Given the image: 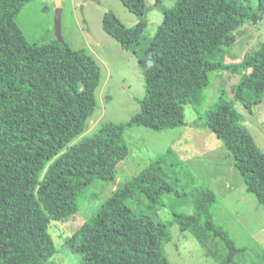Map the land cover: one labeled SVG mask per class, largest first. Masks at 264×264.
I'll use <instances>...</instances> for the list:
<instances>
[{
	"label": "trees",
	"instance_id": "trees-1",
	"mask_svg": "<svg viewBox=\"0 0 264 264\" xmlns=\"http://www.w3.org/2000/svg\"><path fill=\"white\" fill-rule=\"evenodd\" d=\"M29 1L0 0V264H46L57 252L50 222L76 213L83 191L94 181L115 180L117 164L129 152L125 130L186 125L184 105L201 112L211 72L249 71L232 92L250 113L264 95V41L238 61L226 60L233 32L260 19L264 0H256L255 9L252 0H177L138 60L146 82L140 111L75 141L97 106L100 66L65 41L28 42L15 18ZM121 1L138 22L129 27L109 10L102 27L126 47L137 44L147 26L145 0ZM204 118L232 154L247 190L264 205V152L243 114L221 97ZM184 172L172 149L158 155L120 184L69 242L89 264H172L164 250L168 224L136 214L128 202L142 195L162 206L167 194L192 196L188 183L183 186ZM216 201L213 190L200 187L193 214L174 212L173 221L180 231L191 232L200 222L207 236L223 243V264H237L244 248L214 221Z\"/></svg>",
	"mask_w": 264,
	"mask_h": 264
},
{
	"label": "rangeland",
	"instance_id": "rangeland-1",
	"mask_svg": "<svg viewBox=\"0 0 264 264\" xmlns=\"http://www.w3.org/2000/svg\"><path fill=\"white\" fill-rule=\"evenodd\" d=\"M177 0H145V27L139 42L122 46L102 27L103 15L113 11L127 26L132 27L138 17L121 0H62V40L74 49H83L100 66L101 77L96 89L97 106L88 119L85 131L75 141L96 133L106 122H125L140 111L139 99L145 96L144 69L139 64L145 48L152 42L166 11L174 8ZM251 6L256 8V0ZM55 0H30L15 18L28 42L42 45L59 41L54 24ZM257 22L246 23L233 32L227 49L228 62L238 61L258 49L264 41V13L258 12ZM249 71L220 70L209 74V84L203 90L201 112L192 105H184L186 125L162 131L144 126L125 130L127 157L116 167L112 182L94 181L82 194L76 213L61 220H52L48 231L57 252L46 264H89L80 251L69 242L70 237L88 220L105 199L123 182L138 174L158 155L173 150L184 163L183 181L192 196H164L162 206H153L142 195L128 204L138 215L148 213L155 220L168 224L170 241L164 246L172 264H223L226 253L223 243L212 239L195 223L194 230L180 231L173 221V213L193 214L198 188L213 190L214 221L223 227L244 252L237 264H264V205L246 188L243 177L235 169L233 156L224 142L204 125V113L214 109L221 97L230 101L244 116L243 123L256 144L264 152V95L252 107V113L235 101L232 88ZM231 186V188H230ZM198 230V231H197ZM196 232L200 238L195 236Z\"/></svg>",
	"mask_w": 264,
	"mask_h": 264
},
{
	"label": "water",
	"instance_id": "water-1",
	"mask_svg": "<svg viewBox=\"0 0 264 264\" xmlns=\"http://www.w3.org/2000/svg\"><path fill=\"white\" fill-rule=\"evenodd\" d=\"M86 0H83L85 2ZM98 1V0H95ZM55 15H54V24H55V32L58 37V39L62 40L61 35V13H62V0H55Z\"/></svg>",
	"mask_w": 264,
	"mask_h": 264
},
{
	"label": "crops",
	"instance_id": "crops-1",
	"mask_svg": "<svg viewBox=\"0 0 264 264\" xmlns=\"http://www.w3.org/2000/svg\"><path fill=\"white\" fill-rule=\"evenodd\" d=\"M230 188H231V186H230Z\"/></svg>",
	"mask_w": 264,
	"mask_h": 264
}]
</instances>
